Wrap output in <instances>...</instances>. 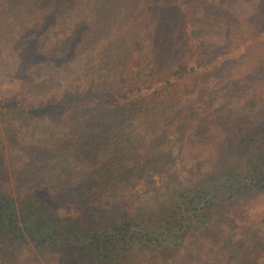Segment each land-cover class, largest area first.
<instances>
[{"label":"rangeland","instance_id":"1","mask_svg":"<svg viewBox=\"0 0 264 264\" xmlns=\"http://www.w3.org/2000/svg\"><path fill=\"white\" fill-rule=\"evenodd\" d=\"M259 30L264 0H0V191L45 196L64 220L87 208L81 195L127 212L141 196L161 201L171 181L232 167L227 154L264 137V45L246 62L230 51ZM177 69L191 70L159 97L115 109L89 101ZM133 157L125 183L117 160ZM113 162L110 188L101 174ZM204 226L177 249L122 264H264V190L216 202ZM16 246L0 264H82L27 240Z\"/></svg>","mask_w":264,"mask_h":264},{"label":"trees","instance_id":"2","mask_svg":"<svg viewBox=\"0 0 264 264\" xmlns=\"http://www.w3.org/2000/svg\"><path fill=\"white\" fill-rule=\"evenodd\" d=\"M76 34L80 35V27L75 31L74 39L77 38ZM262 45L264 30H259L247 40L232 46L230 51L246 62ZM188 70L191 69H177L170 74L173 75L172 78L157 80L144 87L130 81V86L124 92L123 89L117 93L97 94L89 101H94V106L115 109L127 107L128 104L145 100L146 97H154L153 94L159 97L162 91H166V86L176 85V78ZM83 101L86 103L85 99ZM84 103L76 108H83ZM249 146L246 153L242 154L237 149L226 155L227 160L230 158L234 161L230 165L232 167L222 169L224 163H219L214 169L203 173L201 180L186 186L171 181L170 185L167 184V194H164L161 201L155 200L151 205H148L149 202L142 204L140 199L144 196H138L139 199L134 200L135 208L131 211L126 212L121 210L122 207L113 205L108 214L106 210L98 209L102 206L101 203L91 205L88 202L89 197L83 200L81 195L78 204L101 214L96 222L82 216L83 212L88 211L86 209H75L77 215L61 220L45 196H34L28 201L29 199H24L25 196L17 195L20 198L17 200L7 191H0V260H8L14 256L20 239L34 242L41 248L55 249L69 260L82 264H122L124 257L130 253L160 248L177 249L188 233L205 227L216 202L231 200L247 190H264V137ZM139 148L136 145L132 149L136 153ZM136 159L141 158L117 160V164L120 161L126 163L123 167L126 172H122L127 174L122 179L125 183H130L127 171L129 164L132 165ZM237 160L238 163L235 162ZM112 164L101 174L106 180L104 185L110 188L118 181L115 163ZM141 165L142 162L139 168ZM57 244H60L59 249Z\"/></svg>","mask_w":264,"mask_h":264}]
</instances>
